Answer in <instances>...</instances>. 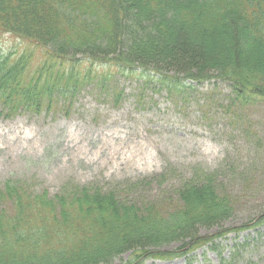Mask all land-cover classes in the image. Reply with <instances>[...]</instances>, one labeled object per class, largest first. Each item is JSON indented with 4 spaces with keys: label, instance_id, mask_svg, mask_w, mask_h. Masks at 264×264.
<instances>
[{
    "label": "rangeland",
    "instance_id": "374dc122",
    "mask_svg": "<svg viewBox=\"0 0 264 264\" xmlns=\"http://www.w3.org/2000/svg\"><path fill=\"white\" fill-rule=\"evenodd\" d=\"M65 14L64 10L57 27L61 36L48 35L45 47L0 31V61L9 57L16 63L24 58L20 65L25 61L34 71L43 65L45 51L56 50L55 44L68 49L63 57L80 71L90 67L95 58L121 61L119 52H105L100 34L95 40L99 29L93 28L99 19L90 30L85 29L90 18L85 21L79 14ZM34 17L28 21L44 23L41 17ZM121 17L125 28H117L124 36L120 35L118 46L127 53L126 42L132 41L126 29L131 19L127 14ZM236 25L248 38L244 25ZM105 33L114 37L110 31ZM232 33L210 41L212 49L196 53L191 45L197 42L188 33H180L178 42L163 48L156 60L131 59L147 66L145 71L136 65L130 72L113 68V63H97L103 73L112 68L105 87L96 80L69 99L56 94L51 107L35 114H8L0 108V210L11 213V200L4 192L13 181L24 184L33 195L46 193L53 200L68 193L80 195L76 191L84 189L111 193L119 207L132 206L143 214L153 206L165 217L184 204L180 193L185 188L207 187L225 199V209L199 218L191 228L175 227L155 246L129 243L109 254L106 262L100 257L95 264H264V100L251 99L242 105L236 101L232 83L221 75L229 68L228 63L224 66L226 54L222 52L233 44ZM89 40L101 44L91 53L93 57L68 45L76 41L85 45ZM246 42L253 41L248 38ZM251 60L245 66H260L258 75L263 74L264 61ZM156 68L173 77L177 89L169 83L149 81L151 69ZM104 195L100 197L104 199ZM9 227L14 228L13 223ZM10 242L0 240V257L24 250ZM59 242V238H47L30 246L43 252L51 246L50 250L55 249ZM61 260L37 257L35 264H60Z\"/></svg>",
    "mask_w": 264,
    "mask_h": 264
},
{
    "label": "trees",
    "instance_id": "16d2710c",
    "mask_svg": "<svg viewBox=\"0 0 264 264\" xmlns=\"http://www.w3.org/2000/svg\"><path fill=\"white\" fill-rule=\"evenodd\" d=\"M65 1L0 0V31L11 32L21 39L32 40L45 47L48 45V35L56 33L61 36L57 27L65 10L64 16L75 13L84 16L82 18L85 21L90 18L92 22H88L89 26L85 29L91 30L95 26L94 21L99 19L97 27L93 28L99 29L94 36L95 40L100 34L99 38L103 40L100 43L105 46V52H119L121 61L95 58L90 67L80 71L77 65L74 66L73 62L63 57L69 53L68 49L63 50L57 44L54 52L45 51L43 65L34 71L28 69L25 61L20 65L24 58L15 63L5 57L0 61V108L8 114L18 111L35 114L41 108L51 107L57 100L56 94L69 99L87 83L96 80L97 85L105 87L112 68L103 73L98 67L100 64L113 63V68L130 72H133L136 65V68L145 71L147 66L134 64L131 59L152 62L156 60V55L163 54V48L177 43L179 34L185 32L197 42L191 45L195 53L202 48L212 49L214 46L209 44L210 41L233 32L235 38L232 37L231 41L234 45L229 43L222 52L226 54L224 66L228 63L229 70L225 71V68L221 75L225 81L232 83L236 101L242 105L251 99L264 100V73L258 75L261 67L255 69L245 66L250 59L255 60L256 56L259 61L260 58L264 61V0H72L70 4ZM105 14L107 17H103ZM124 14L130 15L131 19L126 29V36L131 37L132 41L129 44L126 42L127 53L121 52L124 49L118 46L121 36H124L117 28L119 25L125 28L119 21ZM34 16L44 19L42 25L46 27V32L42 25L28 21L29 18L34 19ZM235 22L244 25L252 43L246 42L247 35ZM181 27L185 31L180 32ZM23 31L28 34L24 35ZM107 31L114 37L109 38L108 33L102 34ZM95 40H89L85 45L77 41L72 44L68 42V45H76L78 50L83 49L85 54L93 57L91 53H96L101 47V44L93 43ZM136 52L138 57L134 56ZM256 60L253 62L258 63ZM151 71L153 76L149 75V81L169 83L172 89H177L173 77L157 68ZM7 188L6 185L5 190ZM187 188L180 193L184 204L174 208L173 213L165 217L163 212L153 206L144 210L143 214H139L132 206L119 207L111 193L101 192L106 196L103 199L101 194L96 193L97 190L84 189L76 191L80 195L72 196L68 193L53 200L47 198L46 193L33 195L24 184L13 181L4 192L11 200L12 209H8L11 213L6 209L0 210V240L9 239L10 244L23 246L24 250L9 252L11 255L1 254L0 261L7 264H35L39 257L53 262L62 258L60 264H95L102 257L101 262H106L109 254H116L117 250L129 246V243L155 246L163 235L175 227L191 228L199 218H209L226 208L223 202L225 199L218 198L210 188ZM11 223L14 228L9 227ZM21 235L27 237L22 238ZM47 238H59L60 242L56 243L55 249L50 250L54 248L51 246L43 252L30 246L31 242Z\"/></svg>",
    "mask_w": 264,
    "mask_h": 264
}]
</instances>
